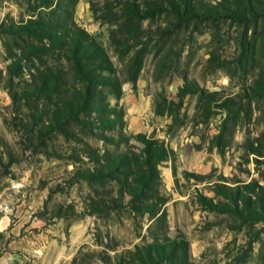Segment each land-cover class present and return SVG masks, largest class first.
Masks as SVG:
<instances>
[{
	"label": "rangeland",
	"instance_id": "rangeland-1",
	"mask_svg": "<svg viewBox=\"0 0 264 264\" xmlns=\"http://www.w3.org/2000/svg\"><path fill=\"white\" fill-rule=\"evenodd\" d=\"M204 2L0 0V264H143L163 235L187 257L155 264H264V0ZM61 25L120 97L77 78Z\"/></svg>",
	"mask_w": 264,
	"mask_h": 264
},
{
	"label": "trees",
	"instance_id": "trees-1",
	"mask_svg": "<svg viewBox=\"0 0 264 264\" xmlns=\"http://www.w3.org/2000/svg\"><path fill=\"white\" fill-rule=\"evenodd\" d=\"M184 2H189L196 6L201 4H207L206 2L203 3V0H182ZM209 7L218 10L221 7L219 4ZM133 8V6H132ZM219 9V10H220ZM134 15L135 13H139L135 9L132 12ZM136 15V14H135ZM150 15V14H149ZM42 33H46L45 30H42ZM62 40L65 44V57L70 60V63L73 64V70L77 75V78L81 80L86 86L90 87L91 89L93 85H105L110 86L115 91V96L118 98L121 96V85L119 80L112 75L113 68L111 66L110 60L106 55L105 51L102 47L84 30L77 28L75 26H67L61 25L57 26V30L54 36H50V43L54 44L56 41ZM130 68L135 66L133 72V78L131 81H134L138 72L141 69L140 63L136 60V56L131 59L129 62ZM96 71V73H93ZM102 72H107L109 75H103ZM89 90L85 88V94L83 96V92L78 89L74 88L73 96L76 97L81 103L84 104H91V95L88 92ZM76 99V100H77ZM74 107L69 108V112L72 113L74 111ZM110 110V108H109ZM76 113L72 117L77 119V109L75 110ZM111 109V112L116 115L117 121L120 123L122 122V111L121 110ZM64 115V114H63ZM113 121V120H112ZM137 139L145 144V148L143 150L144 153H150L148 143L145 142L143 136L138 135ZM156 154L160 157V160L165 158L166 150L163 146H158L156 149ZM148 159V157H147ZM232 188H229V190ZM229 196H231V190L228 191ZM173 250H179L177 254H173ZM174 256L175 260H186L187 257V250L186 244L183 240L178 238H174V240L168 238L167 236L163 235L160 238H157L149 248L144 249L143 256L141 260H145L143 264H155V260L159 257H165L167 259H172ZM147 260V261H146Z\"/></svg>",
	"mask_w": 264,
	"mask_h": 264
}]
</instances>
